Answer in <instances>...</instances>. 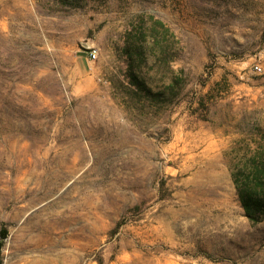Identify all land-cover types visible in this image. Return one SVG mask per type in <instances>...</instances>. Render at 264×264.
<instances>
[{"label": "rangeland", "instance_id": "1", "mask_svg": "<svg viewBox=\"0 0 264 264\" xmlns=\"http://www.w3.org/2000/svg\"><path fill=\"white\" fill-rule=\"evenodd\" d=\"M263 149L264 0H0V264H264Z\"/></svg>", "mask_w": 264, "mask_h": 264}, {"label": "trees", "instance_id": "2", "mask_svg": "<svg viewBox=\"0 0 264 264\" xmlns=\"http://www.w3.org/2000/svg\"><path fill=\"white\" fill-rule=\"evenodd\" d=\"M235 168L231 179L245 215L250 220L264 218V149L256 150L254 157Z\"/></svg>", "mask_w": 264, "mask_h": 264}, {"label": "bare ground", "instance_id": "3", "mask_svg": "<svg viewBox=\"0 0 264 264\" xmlns=\"http://www.w3.org/2000/svg\"><path fill=\"white\" fill-rule=\"evenodd\" d=\"M22 210H23V208L19 209V210L17 211L16 215L20 214V213L22 212ZM52 217H55V218H56V215L53 214ZM61 217H62V216H61ZM64 217H65V216H64ZM55 218H53V219H54V221H56L57 224H58L59 221L55 220ZM56 219H57V218H56ZM60 220H61V219H60ZM63 221H65V223H68V222H67V221H68L67 218H64V219L62 218V222H63ZM63 225H64V224H63ZM41 229L44 230V226H43V225H42ZM20 230H21V229H20ZM73 233H74V232H73ZM70 236H71V235H70ZM72 236H73V235H72Z\"/></svg>", "mask_w": 264, "mask_h": 264}, {"label": "built area", "instance_id": "4", "mask_svg": "<svg viewBox=\"0 0 264 264\" xmlns=\"http://www.w3.org/2000/svg\"><path fill=\"white\" fill-rule=\"evenodd\" d=\"M88 56L90 57V60H92V61L95 60V58H96V51L95 50L89 51ZM254 69L256 71H259L260 70L259 67H257V66H255Z\"/></svg>", "mask_w": 264, "mask_h": 264}]
</instances>
